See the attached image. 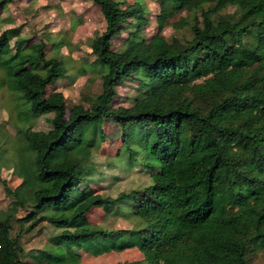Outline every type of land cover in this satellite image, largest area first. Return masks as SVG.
<instances>
[{
	"label": "trees",
	"instance_id": "trees-1",
	"mask_svg": "<svg viewBox=\"0 0 264 264\" xmlns=\"http://www.w3.org/2000/svg\"><path fill=\"white\" fill-rule=\"evenodd\" d=\"M91 2L104 20L87 42V65L98 69L83 66L78 74L99 73L100 91L66 115L61 91L44 94L65 75L57 53L64 41H50L46 56L42 39L28 42L10 17L0 19L9 23L0 28V89L18 133L9 162L19 181L8 194L24 211L15 221L28 222L22 230L39 220L56 229L36 250L37 263L78 264L79 250L135 247L140 259L114 264H249L247 245L264 243V0H158L148 38L142 0ZM179 11L185 15L169 24L178 35L164 36ZM125 80L136 83L129 105L113 106ZM46 113L48 128L33 129ZM104 119L119 127L113 165L142 166L147 184L113 196L85 184L94 170L87 152L103 139ZM91 207L131 224L90 223ZM12 218L0 213V264L25 256L18 234H10Z\"/></svg>",
	"mask_w": 264,
	"mask_h": 264
},
{
	"label": "rangeland",
	"instance_id": "rangeland-1",
	"mask_svg": "<svg viewBox=\"0 0 264 264\" xmlns=\"http://www.w3.org/2000/svg\"><path fill=\"white\" fill-rule=\"evenodd\" d=\"M147 8L145 14L147 22L142 25L141 32L146 38L155 32V16L158 13V0H142ZM60 2V3H59ZM133 0H123V5L131 4ZM5 9L1 16L13 17L15 25H19L21 35L27 38L28 42L42 39L46 44L44 52L46 56L53 53L51 43L64 41L57 53L61 56L66 66L65 75L44 88V94L53 90L62 92L64 97L65 115L69 106L75 103L87 107L83 96H95L100 91V79L95 70L87 71L85 74H78V70L86 66L91 69H98L95 65H87L91 56L89 54L88 39L104 28L98 8L91 0H6ZM122 5V6H123ZM185 15L184 11L174 13L167 19L161 33L164 36L173 32L170 23L179 16ZM6 22H0V27ZM127 28L111 39V48H119L127 35ZM135 82L125 80L116 85L115 96L111 100L113 106H128L129 96L134 94ZM5 89H0V146L4 148L0 158V213L12 211L13 218L10 220V234H18L20 246L25 256L19 264H40L34 258L36 250L44 246L47 237L56 229L44 220L35 221L28 229L22 230L28 222L22 226L15 221L24 213L13 202L9 196V190L18 183L19 179L13 175L9 159L11 155V144L18 142L15 128L13 127V115L11 102ZM14 102H12L13 104ZM49 113L35 118L32 122L33 129L46 130L48 128L47 118ZM103 139L94 148H89L88 159L93 163L94 170L89 174V180L85 183L95 193L113 196L117 191L141 187L149 182L148 175L142 166L134 164L129 169L113 165V159L120 145L119 127L110 119H104L100 125ZM10 145V146H9ZM90 223L105 228H127L130 222L104 214L98 207H91L86 214ZM78 264H114L121 260H137L141 258L140 252L135 247L125 248L120 251H109L99 255H91L79 250ZM249 264H264V243L255 240L247 245Z\"/></svg>",
	"mask_w": 264,
	"mask_h": 264
},
{
	"label": "crops",
	"instance_id": "crops-1",
	"mask_svg": "<svg viewBox=\"0 0 264 264\" xmlns=\"http://www.w3.org/2000/svg\"><path fill=\"white\" fill-rule=\"evenodd\" d=\"M60 3V2H59ZM7 3H5L4 4V6L2 7V8H0V19H2L3 18V16H1V13H2V11L5 9V5H6ZM98 8V7H97ZM7 17V16H6ZM10 18H12L13 19V17H10ZM14 20V19H13ZM12 20V21H13ZM13 24H14V21H13ZM9 25V23H6V25L5 26H8ZM5 26H3V27H5ZM0 28H2V27H0Z\"/></svg>",
	"mask_w": 264,
	"mask_h": 264
}]
</instances>
